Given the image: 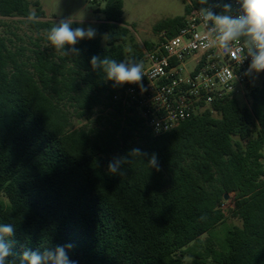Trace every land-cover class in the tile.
<instances>
[{"label": "trees", "instance_id": "1", "mask_svg": "<svg viewBox=\"0 0 264 264\" xmlns=\"http://www.w3.org/2000/svg\"><path fill=\"white\" fill-rule=\"evenodd\" d=\"M98 1V36L57 50L47 40L57 23L43 20L39 1L0 0V17L24 18L50 45L28 57L0 36V223L15 226L7 260L21 264L25 250L72 244L67 255L77 264H264V74L249 86L248 105L215 100L156 136L138 110L114 98L128 84L91 65L94 55L143 62L124 0ZM211 1L188 0L184 15L154 32L175 36ZM74 120L87 124L75 128ZM136 148L142 155H130ZM117 157L127 158L124 176L108 170ZM226 195L241 225L218 238Z\"/></svg>", "mask_w": 264, "mask_h": 264}, {"label": "built area", "instance_id": "2", "mask_svg": "<svg viewBox=\"0 0 264 264\" xmlns=\"http://www.w3.org/2000/svg\"><path fill=\"white\" fill-rule=\"evenodd\" d=\"M224 3L232 5L231 15L240 14L238 0H212L205 7L223 14ZM201 9L190 12L175 36L163 32L151 49L143 50V88L128 84L114 97L138 110L156 136L176 129L215 100H245L249 86L264 74L245 75L251 57L246 55L243 39L231 45L230 53L220 48L214 34H209L211 22L203 20Z\"/></svg>", "mask_w": 264, "mask_h": 264}, {"label": "clouds", "instance_id": "3", "mask_svg": "<svg viewBox=\"0 0 264 264\" xmlns=\"http://www.w3.org/2000/svg\"><path fill=\"white\" fill-rule=\"evenodd\" d=\"M202 4H207L208 0H200ZM241 5V12L238 15H231L232 5L223 4L224 13L217 14L211 8H202V18L206 22H211L210 33L214 34L216 44L225 50L231 52V45L240 42L243 39L244 50L246 55L251 57V63L245 75L253 72L260 73L264 71V0H238ZM34 13L30 19L34 18ZM71 18L62 19L59 23L54 24L47 34V40L57 49L62 50L65 46H74L79 40L93 39L96 36V30L89 26L72 27ZM106 38V37H105ZM75 54L79 50L71 48ZM67 55V53H62ZM93 68H102L107 80L115 82V85L137 84L141 88L144 77V67L142 62H117L108 56L101 58L98 55L91 57ZM130 155H142L140 149H132ZM127 162L126 157H117L108 164V170L111 174L124 176L125 173L120 171V166ZM149 165L155 166L156 156L152 155ZM15 235V226L12 223H0V264H15V261L7 260L12 256V240ZM8 238V242L5 240ZM72 244L56 246L52 250L39 251L25 250L22 253L21 264H77L76 261L70 260L67 250L72 249Z\"/></svg>", "mask_w": 264, "mask_h": 264}, {"label": "rangeland", "instance_id": "4", "mask_svg": "<svg viewBox=\"0 0 264 264\" xmlns=\"http://www.w3.org/2000/svg\"><path fill=\"white\" fill-rule=\"evenodd\" d=\"M39 1L46 18L43 20L53 21L59 23L60 20L71 18L73 22L78 23L81 27L87 29L89 26L96 30V36H98V29L100 19L95 14V10L103 8L104 2L98 0H30ZM188 0H124V21L131 29V32L135 38V42L139 48L143 51L147 49L145 47L146 42L155 44L159 41L160 35L156 34L153 30L155 24L158 22L177 16L184 15L185 5ZM0 36H3L11 41L12 47H22L25 50V56L33 57V50L36 49V45H40L42 48H50V45L46 42H38L36 34L26 23L24 18L0 17ZM143 64V62H142ZM259 81L254 83L255 86L259 85ZM241 104L248 105L250 98L241 100ZM108 110H102L101 114L107 115ZM87 124L83 120H74V127L80 128ZM264 153V150H263ZM0 201L6 203V199L0 196ZM234 204L231 197L226 201L225 211L227 212V218L225 222L219 225L214 235L218 238H222L225 230L229 226H240L239 219L233 217L228 213V209L233 208ZM207 235L203 236L201 240L205 242ZM186 264L191 263L190 258L184 260Z\"/></svg>", "mask_w": 264, "mask_h": 264}, {"label": "water", "instance_id": "5", "mask_svg": "<svg viewBox=\"0 0 264 264\" xmlns=\"http://www.w3.org/2000/svg\"><path fill=\"white\" fill-rule=\"evenodd\" d=\"M224 200H225V201L229 200V195H226V196L224 197Z\"/></svg>", "mask_w": 264, "mask_h": 264}]
</instances>
